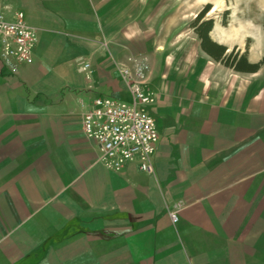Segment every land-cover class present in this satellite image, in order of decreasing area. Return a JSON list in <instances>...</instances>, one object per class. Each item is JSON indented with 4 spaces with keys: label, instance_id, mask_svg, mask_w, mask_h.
I'll return each mask as SVG.
<instances>
[{
    "label": "crops",
    "instance_id": "crops-1",
    "mask_svg": "<svg viewBox=\"0 0 264 264\" xmlns=\"http://www.w3.org/2000/svg\"><path fill=\"white\" fill-rule=\"evenodd\" d=\"M239 9L210 36L258 62L264 0ZM18 11L39 40L15 71L0 43V264H264V64L229 67L197 33L180 58L153 51L139 0H0ZM139 61L153 173L105 167L82 124L94 97L132 99Z\"/></svg>",
    "mask_w": 264,
    "mask_h": 264
},
{
    "label": "built area",
    "instance_id": "built-area-1",
    "mask_svg": "<svg viewBox=\"0 0 264 264\" xmlns=\"http://www.w3.org/2000/svg\"><path fill=\"white\" fill-rule=\"evenodd\" d=\"M39 36L30 25L23 11L15 13L13 19L0 14V43L3 56L14 60L13 71L19 63H32ZM139 64V74L144 67ZM80 68L91 75V62L80 61ZM123 77L128 80L131 101L113 96H96L82 116L86 136L97 142L98 160L107 168L120 170L128 162L137 160L139 167L149 173L154 172L153 156L157 149L160 134L155 118L148 110L154 102V93L145 90L140 82L126 68ZM177 219L176 214H172Z\"/></svg>",
    "mask_w": 264,
    "mask_h": 264
},
{
    "label": "rangeland",
    "instance_id": "rangeland-1",
    "mask_svg": "<svg viewBox=\"0 0 264 264\" xmlns=\"http://www.w3.org/2000/svg\"><path fill=\"white\" fill-rule=\"evenodd\" d=\"M207 4H210L211 8L205 14V18H213L217 22L229 25L232 9L239 7L240 11L243 10L247 0H139V25L146 30L153 29L151 40L153 51L158 49L164 55L175 53L174 56L180 58L184 55L185 45L191 44L193 48L197 35L191 23ZM237 16L248 18L250 15L245 12ZM234 48L242 52L238 46ZM244 48L248 50V44L242 49ZM143 62L147 64L146 61ZM140 63L137 62L138 72L136 74L135 69L132 80L144 85L143 79L139 80ZM127 100L130 101L131 98Z\"/></svg>",
    "mask_w": 264,
    "mask_h": 264
},
{
    "label": "trees",
    "instance_id": "trees-1",
    "mask_svg": "<svg viewBox=\"0 0 264 264\" xmlns=\"http://www.w3.org/2000/svg\"><path fill=\"white\" fill-rule=\"evenodd\" d=\"M211 5L207 4L191 23L195 32L201 39L202 48L213 56L216 60L239 71H257L264 64V56L258 62L248 60V50L244 52L234 48L227 52V46L212 40L210 31L214 25L213 18H205V14L210 10Z\"/></svg>",
    "mask_w": 264,
    "mask_h": 264
}]
</instances>
